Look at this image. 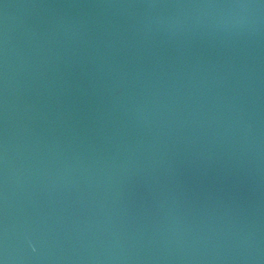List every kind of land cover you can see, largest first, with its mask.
Segmentation results:
<instances>
[{"label":"water","instance_id":"1","mask_svg":"<svg viewBox=\"0 0 264 264\" xmlns=\"http://www.w3.org/2000/svg\"><path fill=\"white\" fill-rule=\"evenodd\" d=\"M0 264H264V0H0Z\"/></svg>","mask_w":264,"mask_h":264}]
</instances>
